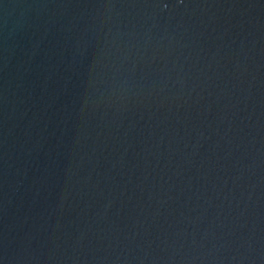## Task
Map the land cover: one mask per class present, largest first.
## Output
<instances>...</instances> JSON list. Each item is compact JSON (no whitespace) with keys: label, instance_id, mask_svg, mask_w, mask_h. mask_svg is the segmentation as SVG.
<instances>
[{"label":"water","instance_id":"obj_1","mask_svg":"<svg viewBox=\"0 0 264 264\" xmlns=\"http://www.w3.org/2000/svg\"><path fill=\"white\" fill-rule=\"evenodd\" d=\"M0 264H264V0H0Z\"/></svg>","mask_w":264,"mask_h":264}]
</instances>
